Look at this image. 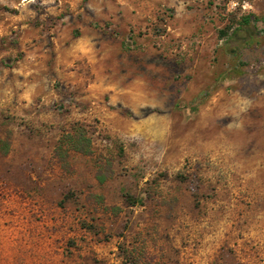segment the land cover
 <instances>
[{
	"label": "rangeland",
	"instance_id": "rangeland-1",
	"mask_svg": "<svg viewBox=\"0 0 264 264\" xmlns=\"http://www.w3.org/2000/svg\"><path fill=\"white\" fill-rule=\"evenodd\" d=\"M0 264H264V0H0Z\"/></svg>",
	"mask_w": 264,
	"mask_h": 264
}]
</instances>
